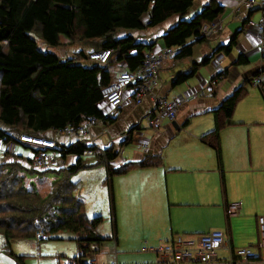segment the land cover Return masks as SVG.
I'll list each match as a JSON object with an SVG mask.
<instances>
[{
	"label": "trees",
	"instance_id": "1",
	"mask_svg": "<svg viewBox=\"0 0 264 264\" xmlns=\"http://www.w3.org/2000/svg\"><path fill=\"white\" fill-rule=\"evenodd\" d=\"M195 3L196 0H0V124L10 128L0 127V143H8L13 132L51 137L49 133L53 134L54 129L79 125L91 117H106L101 90L114 79L111 64L119 63L122 70L135 71L157 44L137 40L133 36L135 31L156 28L179 15L177 24L163 35L165 48H178L175 59L191 57L195 45L207 40L202 37L203 26L218 21L226 11L224 5L211 0L193 19H184ZM123 30L130 33L119 36ZM241 32L228 44L221 45L214 55H230ZM40 40L56 48L72 47L76 41L85 44L70 54L67 50L64 58L43 50ZM103 49L113 52L107 65L88 60L91 51ZM214 55L204 58L200 64L195 63L188 74H179L173 85L183 84L195 76L198 67L210 64ZM248 62L243 55L238 59L240 64ZM228 72L226 69L217 76ZM260 73L264 74V67L254 76ZM251 83L246 80L212 111L215 129L202 136V141L216 150L221 166L222 130L230 123ZM187 124L189 120L184 125ZM131 141L129 135L124 144ZM87 147L86 144L65 145L62 161L70 155H76V160L67 167L61 163L47 171L28 166L16 150L5 153L12 161L0 163V234L6 240L4 248L18 264H26L27 257L13 251V240L38 237L44 240L70 232L75 235L79 253L67 264H87L86 259L98 251L92 245L112 240L98 233L103 216L91 218L83 199L75 195L77 183L73 176L90 166L79 156ZM95 149L96 163L107 165L109 171L107 182L116 233L114 176L161 163V160L158 155L148 156L113 168L110 163L118 158L119 151L113 145L106 147L105 153Z\"/></svg>",
	"mask_w": 264,
	"mask_h": 264
},
{
	"label": "crops",
	"instance_id": "2",
	"mask_svg": "<svg viewBox=\"0 0 264 264\" xmlns=\"http://www.w3.org/2000/svg\"><path fill=\"white\" fill-rule=\"evenodd\" d=\"M210 1L196 0L195 13L200 12ZM217 1L226 7L225 13L218 20L221 22L218 33L207 38L205 42L197 43L191 57L172 58L170 59L172 64L160 71L159 93L173 101L178 96H183L175 120L180 129H177L172 121L171 123L167 121L163 127L155 129L153 139L135 138L137 130L140 129L137 123L148 115L153 107L154 102L150 96L146 97L141 105L126 102L118 110L116 119L94 127L98 142L106 148L110 145L116 146L118 141L127 135L130 126L136 125L128 134L132 137L131 143L142 144L140 146L144 150L139 151L138 159L132 161L158 155L161 163L137 167L127 173L114 176L112 185L117 232L115 233L114 229L113 213L109 218L106 212L107 202L104 194L103 206L107 217L101 216L104 218L102 225L106 224V226L103 232L100 230L101 224L97 230L100 235L112 237V240L100 245H92L98 251L86 261L84 260L87 264H168L163 263L158 253L152 248L178 235L194 236L211 230H222L226 233L227 245L218 250L219 259L210 263L191 264H234V253L231 249L244 247H251L264 256V246H262L264 233L259 222V218L264 217V162H262L264 145L259 147L258 154L255 153V163H243L245 153L243 138L246 140L247 135L250 137L252 128L243 126L244 120L239 118V115L233 121L230 120V123L222 130V151L227 153L230 150L226 158L232 154V160L229 163L223 161V166L217 163L216 150L202 141L203 135L215 129L212 111L246 80L255 83L254 75L264 67V34L255 27L245 24L247 19H255L256 15L260 18L261 12L257 7H245L241 4V0ZM169 19L163 23V27H160V32L162 28L165 34L174 27L180 16L176 15ZM241 30L237 45L234 46L230 55L224 53L214 55L221 45L228 44ZM143 31H135L133 34ZM159 48L154 50L161 51L162 48ZM172 50L176 52L178 48H172ZM253 54H255L252 58L254 60H251ZM258 54L261 55L260 60ZM212 55L214 57L210 64L198 67L195 76L183 84L173 85L179 74H188L195 63L200 64L204 58ZM241 55L248 59V64L238 63ZM226 69H229L228 74L217 76ZM259 87L264 91V82ZM108 108L109 106L103 103L104 113L108 111ZM187 120L189 124L184 125ZM129 135L120 143L121 145ZM49 136L53 134L49 133ZM124 146L121 147L118 158L110 163L111 167L117 168L131 161L121 154ZM172 146L177 147V151L184 156L189 153L191 159L182 161L183 159L169 157L168 149ZM95 159L92 158L86 163L90 165L87 169L101 164L105 166L106 172H101L103 177L106 176L105 183L108 184L107 165L97 164ZM75 160L76 157L70 155L65 162L61 163H71ZM136 189L141 190L139 197H136V193L139 192ZM109 191L111 199L110 186ZM83 201L86 212L89 213L88 205L85 200ZM233 204L240 206L237 212L230 214L229 209ZM90 217L94 218V214ZM109 227L112 234L108 230ZM122 227L123 232H121ZM37 239L43 241L41 238ZM78 253L79 247L74 256ZM70 258L67 262L58 264H67Z\"/></svg>",
	"mask_w": 264,
	"mask_h": 264
},
{
	"label": "built area",
	"instance_id": "3",
	"mask_svg": "<svg viewBox=\"0 0 264 264\" xmlns=\"http://www.w3.org/2000/svg\"><path fill=\"white\" fill-rule=\"evenodd\" d=\"M241 4L248 8L257 7L261 12L258 20L249 19V25L255 27L260 33L264 34V0H241ZM219 24L217 22L205 24L202 28V37H211L217 34ZM113 55L111 49L91 51L89 61L107 65ZM175 52L166 49L156 53L154 50L147 54L141 67L135 71L122 70L117 73L114 79L102 88L101 94L104 103L109 106L104 118L91 117L79 125H68L64 128L54 129L53 136H37L27 133H13L12 139L2 146L4 153L15 152L16 145L29 148L27 155L18 154L24 158V162L32 168L47 171L62 162L61 151L65 145L86 144L79 156L95 158L97 151L95 147L102 150L94 134V127L109 123L110 119L117 116L118 110L126 102H134L136 105L143 104L146 97L150 96L153 100V107L148 114L151 117V125L160 129L166 120L175 121L178 109L183 100L180 95L176 100H169L159 93L161 86L160 71L165 61L170 57L174 58ZM258 85L264 82V74H259L254 78ZM65 137L67 140H61ZM28 150V151H29ZM76 156V155H75ZM239 204L231 205L229 213L237 212ZM261 230L264 233V217L259 218ZM227 245L226 233L222 230H211L194 236L178 235L172 240L165 242L158 247L152 248L161 258L163 263L168 264H191V263H210L217 261L218 250ZM264 246V242L262 243ZM230 248V246H229ZM233 250L234 264H264V256L258 254L251 247H244Z\"/></svg>",
	"mask_w": 264,
	"mask_h": 264
},
{
	"label": "rangeland",
	"instance_id": "4",
	"mask_svg": "<svg viewBox=\"0 0 264 264\" xmlns=\"http://www.w3.org/2000/svg\"><path fill=\"white\" fill-rule=\"evenodd\" d=\"M196 5V3H195ZM195 5L194 7L190 10V12L184 17V19L190 21L193 19V17L199 13H195ZM239 7V6H238ZM256 20H258L259 15H256L254 17ZM170 20V19H169ZM218 24H221L219 21ZM164 24L160 25L158 28H148L146 29V32H139L133 34V36L140 41H145L148 43H153L155 41L157 44L155 46V49H158V47L162 48L161 51H165V44L163 40V34L164 31L160 27H163ZM221 28V26H220ZM219 28V29H220ZM218 29V30H219ZM160 32V33H159ZM130 32L128 31H121L120 35H128ZM82 41H76L72 43V47H62V48H56L53 46H49L45 42H42L40 40V46L43 50L48 51V52H53L61 57H67V50L68 54L72 53V51H76L80 49V47L85 44ZM97 46V44L95 45ZM159 48V49H160ZM71 49V50H69ZM155 51V50H154ZM160 50H156V53H159ZM255 54L251 56V60ZM258 59H261V55L258 54ZM172 58H168L164 65L163 68L168 66L169 64L171 65L170 60ZM120 64L119 63H112L111 64V70H112V76L115 77V74L120 70ZM162 68V69H163ZM185 86V85H184ZM249 91L247 92L246 96L243 97L237 104L234 116L230 119L231 121L234 120V118L239 115V118H242L244 121L243 126H246L247 128L251 127V132L249 133L250 137L247 135L246 140L243 138V148L245 153L244 158H243V163H255L254 159L256 157V154H258L259 147L264 145V91L259 87L258 84H255L254 82L251 84L247 85ZM109 110V108H108ZM170 122V120H166V122ZM132 122V120H131ZM141 122V123H140ZM138 126H140V129L137 130L135 134V138L138 140H144L145 137L153 139L155 136V129L156 127L151 125V117L149 115H146L143 117L141 121H139ZM136 125L130 126L128 132L133 129ZM1 128H4L6 130H9L10 128L5 127L0 124ZM230 129H236V128H230ZM127 132V137L129 134ZM17 133V132H13ZM12 133V134H13ZM154 135V136H153ZM124 137V139H125ZM61 140H67V138L62 137L60 138ZM124 139H121L118 141L116 146V150L120 151L121 147L124 145H121L120 143L123 142ZM246 141V142H245ZM140 145L142 144H135V143H130L129 145L124 146V150L121 153L124 158L127 160H136L138 159V155H140L139 151L143 152L144 148L141 147ZM174 145V144H173ZM2 144L0 143V163L6 162L9 163L12 161V157L5 155V153L1 150L2 149ZM16 153H21L24 156L28 154V150L26 147L21 146V145H16ZM161 150V149H159ZM168 156L169 157H175L178 160L183 159L182 161H188L191 159V156L189 153H186L185 156L177 151V147L172 146L168 149ZM230 151V150H229ZM229 151H224L223 153V161L224 163H229L232 160V154H229L226 158V154L229 153ZM256 153V154H255ZM77 158V157H76ZM140 158V157H139ZM85 163L90 162L92 160L91 158L84 157L83 158ZM218 159V158H217ZM262 162H264V159H262ZM217 163L219 162V159L217 160ZM66 167L73 164L71 163H66ZM106 172L105 166L102 164L99 166H95L93 168H85L80 170L78 173H76L73 176V181L78 183V188L75 192L76 196H79L88 205V215L90 216L91 214H94V217L105 215L106 212H108V217H111V199H110V191H109V186L108 184L105 183L106 176L102 175V172ZM51 175V174H50ZM55 175L52 174L51 177H54ZM136 197H139V194L141 193L140 189H136ZM104 194L106 196V202H107V211L105 212L104 208ZM135 197V199H137ZM106 224H101L100 230L103 232V229L105 228ZM110 233L111 232V227H109ZM141 230V229H140ZM140 230H136L137 232H140ZM124 229L122 227L121 232H123ZM42 234L39 233V236ZM75 237L73 234L69 232H64L61 234H57L54 239H44L43 241H39L38 239H28V240H13L12 242V248L13 251L17 255H24L27 256L26 258V264H58L59 262L66 261L70 257H74L75 254L78 252V245L76 241L73 239ZM39 238V237H38ZM40 239V238H39ZM6 244V240L3 237V235L0 234V264H18L16 260L13 259V256L11 255L10 252H7L6 249L4 248V245Z\"/></svg>",
	"mask_w": 264,
	"mask_h": 264
},
{
	"label": "water",
	"instance_id": "5",
	"mask_svg": "<svg viewBox=\"0 0 264 264\" xmlns=\"http://www.w3.org/2000/svg\"><path fill=\"white\" fill-rule=\"evenodd\" d=\"M174 125L176 126L177 129H180V126L178 125V123L176 121L173 122Z\"/></svg>",
	"mask_w": 264,
	"mask_h": 264
}]
</instances>
